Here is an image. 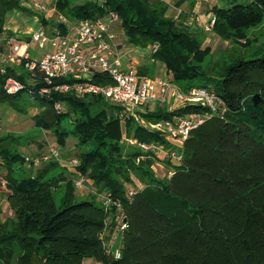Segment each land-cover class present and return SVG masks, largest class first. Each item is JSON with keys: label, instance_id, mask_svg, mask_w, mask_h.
I'll return each instance as SVG.
<instances>
[{"label": "trees", "instance_id": "obj_1", "mask_svg": "<svg viewBox=\"0 0 264 264\" xmlns=\"http://www.w3.org/2000/svg\"><path fill=\"white\" fill-rule=\"evenodd\" d=\"M55 7L71 23L116 12L121 19L116 32L130 46L157 44L151 57L167 67L181 92L210 88L227 110L192 131L182 163L173 164V175L161 179L153 169L155 152L137 144L126 149L124 134L139 143L169 147L164 131L139 121L147 118L157 124L176 115L204 114L207 107L187 103L168 110L156 102V108L148 110L149 102L133 116L101 94L51 90L41 95L42 79L31 84L8 66L0 74V103L26 113L31 104L24 93L39 101L35 126L53 131L61 147L73 135L79 148L77 171L91 179L98 192H109L112 202L106 206L97 194L79 200L73 176L56 160L20 175L16 167L26 165L16 143L20 136L0 133V158L8 169L6 197L14 216L5 221L0 217V264H84L86 259L98 264H264V41L255 44L250 55L223 60L217 71L220 57L215 60L212 48H203V41L185 24L168 17L161 0H55ZM15 10H27L23 0H0V34L10 33L7 22ZM213 12L212 30L240 44L246 32L263 21L264 0H231ZM41 23L68 31L66 23L44 14ZM251 44L246 39L244 45ZM138 69L149 77L146 67ZM9 77L24 83L25 89L7 94ZM79 81L84 80L67 75L55 78L54 85ZM87 81L114 82L101 72ZM58 102L65 106L64 113L57 112ZM74 114V126L67 131L64 119ZM131 173L144 185L132 195L126 189L133 183ZM62 186L65 192L57 205L54 192ZM120 221L128 227L118 228V244L111 245L106 233H114Z\"/></svg>", "mask_w": 264, "mask_h": 264}, {"label": "built area", "instance_id": "obj_2", "mask_svg": "<svg viewBox=\"0 0 264 264\" xmlns=\"http://www.w3.org/2000/svg\"><path fill=\"white\" fill-rule=\"evenodd\" d=\"M35 6L48 13L56 12V7H51L48 2L41 4L35 2ZM58 20L67 24L66 33H62L58 27L52 32L42 27L30 32L27 37H18L7 32L0 34V74L4 73L8 66L21 65L31 73L36 83L39 82L38 79L43 80L44 85L39 89L41 95L48 94L51 90L62 93L74 91L79 96L88 93L101 94L112 103L132 110H137L153 101L164 104L169 98L173 101L180 100L181 105L200 103L209 109L204 114L176 115L170 120L156 124L158 130L166 133L172 145L170 148L163 145L139 143L135 138L129 139V143L137 144L144 150H164L166 158L176 166L183 161L182 150L192 131L216 115L224 116L227 107L213 91L202 88L185 94L169 80L165 81L159 77L152 79L140 75L139 64L135 60L129 59L125 64L123 54L117 46L119 34L116 30L119 28L121 19L116 12L110 11L103 17L77 23L68 22L67 18L60 14ZM215 21L216 16L213 14L206 27L208 31H212ZM157 48V44L152 45V52H155ZM45 49H50V51L39 56V50ZM34 51L37 54L33 55ZM94 72L107 73L114 82L98 85L87 81L91 79ZM67 75L84 81L54 85L55 78ZM87 75L90 77L85 79L84 76ZM25 87L24 83L14 77L7 78L4 84L7 94H16ZM55 108L58 113L65 111V106L61 102L56 103ZM60 158L59 147L52 146L45 154L28 155L25 160L30 169H37L45 163ZM71 163L77 166L80 161L74 158ZM173 173L169 172V176ZM87 184L88 180L84 176L74 181L75 188L80 191L85 189ZM111 202V194L107 193L104 197V204L111 206ZM126 227L128 225L124 222L121 228ZM114 255L116 258L121 256L119 250H115Z\"/></svg>", "mask_w": 264, "mask_h": 264}, {"label": "rangeland", "instance_id": "obj_3", "mask_svg": "<svg viewBox=\"0 0 264 264\" xmlns=\"http://www.w3.org/2000/svg\"><path fill=\"white\" fill-rule=\"evenodd\" d=\"M230 1L231 0H222L221 2L222 3L224 2L225 6H227V5H230ZM35 2H37L39 4L48 2L49 4H51V7L55 6V0H23V7L27 8V10H15L9 16V18L13 17L12 18L13 24L7 22V26H10V27L14 26V30H15L16 35L21 36L20 31L25 29L27 31V33H23L22 35L28 36L30 32L44 27L41 23V15L42 14H44V16L48 19L56 21L57 23L60 22L58 20V17L61 13H59L57 11V9H56V12L48 13V12L40 10L38 7H36ZM176 22H178V21H176ZM178 23L179 24H185V23H181V22H178ZM185 25L187 27L189 26L187 24H185ZM207 26H208V24L206 25V27ZM192 27H188L189 30ZM56 28H57L56 25H52V26L50 25V26L46 27V29H48L50 32L54 31ZM10 29L13 30L12 28H10ZM201 30H202V28H201ZM202 31L201 32L199 31L198 33H195L192 31L191 32L194 33L195 35H197L199 37V39L203 41V43H204L203 48H205V47L212 48V51H213L212 57L214 59L216 58L215 60H217L220 57L219 65H217V67H216V70L219 71V70H222V65H223L222 61L223 60L230 61L231 59L236 58L237 56H239L241 54H246V55L249 54L250 55L256 49L255 44L264 41V19L259 25L249 29L246 32V38H243L242 42L240 44L235 42V41L223 40L213 30L212 31L207 30V32L206 31L202 32ZM25 36H22V37H25ZM217 38H219V39H217ZM248 38L252 41V44L245 46L244 43L246 42V39H248ZM135 48L139 49L140 52H144L145 55H147V57H146L147 59H146L145 63H147L146 72H147V75L149 77H151V78H158L159 77L161 79H164L165 81H167V80L171 81L173 79L172 75H168V73L163 72L162 67L164 64L159 62V61H154V59L151 57L152 53H153L151 46L142 45V46H135ZM39 51H40V52H38V53H40L39 56H41L44 53H46L47 51H50V49L39 50ZM34 54H37V52L34 51L33 55ZM247 57H251V56H247ZM209 60H211L210 57L206 58V61L203 63V65H205L207 62H209ZM157 63H160V64L157 65ZM14 66L17 68L18 73L23 74V76L25 77L27 82L34 84V81H35L34 77L30 75L31 73L27 69H25L24 66H21V65H14ZM165 68H166V70H168L167 67H165ZM88 77H90V75L84 76L85 79H87ZM197 81L198 80H196V83H198ZM199 89H202V87L193 88L191 91L199 90ZM208 90L210 91L211 89L209 88ZM23 95L25 96V98H27L28 102L31 104L30 106L29 105L27 106V112L26 113L16 111L12 107H10V105L7 102L0 103V133L6 134L8 132H13L17 136L19 135L20 139L18 142L16 141V143L20 142V145H21L20 152L22 155L40 156L41 154H43V153L45 154L46 152H48L52 146L58 145V143H57V140H56V137H55L53 131L46 130V129L40 130L38 127L35 126L34 116L37 115L39 112H41L42 104H40L39 101H33L32 97L27 95L26 93H24ZM172 101L173 100L171 98H169L168 102L161 104V105L163 107H166L168 110H171L170 105H171ZM172 104H174L173 107H175V106L181 105L182 103L180 102V100H174ZM122 107L125 109V111L132 114L133 116L136 115V113H135L136 110H132L126 106H122ZM153 108H156V102H154V101L150 103L148 110H152ZM175 108H177V107H175ZM137 110H146V107H139V109H137ZM221 113H223V112H221ZM76 117L77 116L74 114V115H72V117H66L64 119L63 124H64L65 128L67 129V131H71L70 129L73 128ZM139 122L140 123L141 122L146 123L147 126L149 125L151 130H155V131L158 130L156 127L157 125L154 124L153 122H151L150 120H148L147 118H143ZM131 138L132 137H129L126 134H124L123 144L126 146L125 147L126 149H130L131 147L134 146L133 144L129 143V139H131ZM39 144H42L43 146L40 148ZM163 146H165V145H163ZM58 147H59L61 153H62V151H64V153H62L61 158L59 160H56V161H58L59 165L63 169H65L66 173H68L70 176H73L74 181L76 179H78L79 177L84 176V177H86L88 182H90V184L87 185L86 189H83L81 191L76 190L77 196L79 197V200L89 198L91 193L92 194L97 193V199L101 202L104 201L105 195L107 193L108 194H110V193L107 191H104L102 193L98 192L93 181L91 179H89L87 176L81 175L77 171L78 167L71 163L72 159L78 158L79 148L77 146V139L73 135H71L67 139V143H66L65 147H61V146H58ZM162 151L161 150H155L154 151L156 155H159V157L156 156L157 159L161 158V156H163ZM161 159H163V158H161ZM158 162H163V161L162 160H156L157 165H158ZM165 166L170 171H175L177 169V167L170 166L168 164H165ZM41 167L38 169H41ZM16 168H18L17 170L19 171L20 175H29V173H31L35 170V169L31 170L27 166V164L24 167L22 166L21 169H19L20 167H18V166ZM153 169H155V168H153ZM59 171H60V169H58L55 173L58 174ZM157 171H158V173L155 171L156 177L161 178V179H164L165 177H167V176L160 177L159 176L160 172H159V170H157ZM33 173H35V171ZM7 174H8V169L5 165L2 164V160L0 158V217L3 221L14 217L13 212L11 211V209L9 207V204L7 202V197H6V192H7V185L6 184L7 183L5 180H6ZM131 178H132L133 183L126 185V189L128 190V193L132 195L135 193V191H137L139 189H143L144 185H143L141 179H139V177H137L134 173H131ZM64 188L65 187L62 186L61 188H59L58 190H56L54 192L55 193L54 199H55V202L57 205H59L61 202V198L65 192ZM118 223L119 224H118V226H116L114 233H109V231H108V233L110 234L109 239L113 245L118 244V228L121 227V221ZM108 233H106L107 234L106 237L109 235ZM86 260L87 261L85 264H98V263H94L93 261L90 262V261H88V259H86Z\"/></svg>", "mask_w": 264, "mask_h": 264}, {"label": "crops", "instance_id": "obj_4", "mask_svg": "<svg viewBox=\"0 0 264 264\" xmlns=\"http://www.w3.org/2000/svg\"><path fill=\"white\" fill-rule=\"evenodd\" d=\"M161 1L164 2V4H166L168 6V9L166 12V15L168 17L173 18L174 20H176L178 22L185 23V24L189 25L188 27H192L194 25L190 30L192 32H195V33H198L199 31L201 32L202 30L207 32L205 27L208 24L211 15L214 14V12H213L214 7L215 6H219V7L225 6V3L221 2L222 0H161ZM10 18H9L10 21L8 20V22L13 24V21H12L13 17H10ZM7 28H8V31L10 33H13L14 35H16L15 30H14V26L13 27L7 26ZM10 28H12L13 30H11ZM201 28H202V30H201ZM20 32H21V36H18V35H16V36L22 37V36H25V35H22L23 33H27V31L25 29L21 30ZM123 36L124 35H122V34L119 35L117 46H118L119 51L123 54L124 63L126 64L129 59H133L139 64V67H142V68L146 67L147 63H145V61L147 59L146 58L147 55H145L144 52H140L139 49L135 48L134 46L128 45ZM25 37H27V36H25ZM217 39H219V38H217ZM158 64H160V63H157V65ZM12 67H14V66H12ZM162 70L164 73H168V75H172L168 70H166L165 65H163ZM172 103H173V101H172ZM172 103L170 105L171 110L174 109L175 107L179 106L178 105V106L173 107L174 104H172ZM39 146L41 148L43 145L39 144ZM55 146H59V145H55ZM171 146L172 145L170 144L169 147H166V146L165 147L170 148ZM62 153H64V151H62ZM162 153H163V156H161V158H163V159L158 158L157 160H162L163 162H158V165H157V163H155L154 164V168H155L154 170L157 173H158L157 170H159V172H160L159 176L160 177H164V176L168 177L169 172H174V171L168 170L166 168L165 164H168L170 166H174V165H173V163H171L168 160V158H166L164 150L162 151ZM33 156H35V155H33ZM157 157H159V155H157ZM37 169H35L34 171L36 172ZM89 184H90V182H88L87 185H89ZM94 194H97V193H94ZM109 243L111 245H113L111 241ZM86 261L87 260L84 261V264L86 263ZM88 261H90V262L93 261L94 263H96L93 259H88Z\"/></svg>", "mask_w": 264, "mask_h": 264}]
</instances>
